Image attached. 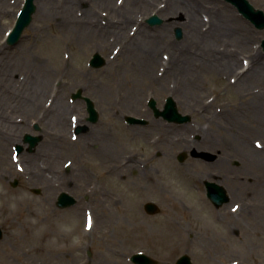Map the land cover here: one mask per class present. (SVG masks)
Instances as JSON below:
<instances>
[{
    "label": "rangeland",
    "instance_id": "rangeland-1",
    "mask_svg": "<svg viewBox=\"0 0 264 264\" xmlns=\"http://www.w3.org/2000/svg\"><path fill=\"white\" fill-rule=\"evenodd\" d=\"M3 1L0 0V44L5 46V51L0 53V60L8 58L11 61L12 58L15 64L18 56L33 54L54 72L49 87L39 86L42 90L39 91L35 83L34 88L31 87V79L26 76V71L20 69L15 76L18 79L15 87H27L34 93H41L40 102L45 103L48 99L51 109L57 106V103H52L54 99H63L67 103L65 117L68 128L62 138H59L58 131L56 137L47 136L51 142L57 141V137L61 139L60 145H50L46 159L41 154L45 151L39 145L41 151L36 154L40 156L39 162L35 158L32 165L36 168V162L39 163L41 172L46 174L54 190L75 195L77 204L58 208L56 192L47 197L34 193L29 202L32 206L26 210L18 202L20 200L14 198V192L4 186L8 183L10 171L16 177L25 175L17 170V163L11 156L4 162L0 161V216L6 225L4 237L0 240V254L6 250L17 251L24 244L19 236L32 231L38 235L42 248L31 249L24 256L25 264H134L130 257L140 251L160 260L161 264H175L184 253L190 254L195 264H216V259L226 261V264H264V160L259 165L258 156L252 149H260L255 141L261 145L264 143V111L261 121L255 118L258 101L264 92V50L261 43L264 29L255 27L226 0H181L167 10L161 9L166 0H156L153 6L127 5L121 8L122 11H112L105 6V0L104 4L98 3L100 0H38L31 25L25 29L18 44L9 45L5 41L6 31L14 26L25 0L23 3L22 0H7V9H4ZM123 2L118 0L116 5L121 6ZM250 2L257 9L264 10V0ZM189 3L194 4L193 11H190ZM44 4L49 10L39 21L37 13ZM69 7L74 9L73 19L76 21H96L97 18L103 25L111 21L115 33L109 34L107 41L100 44L79 33V37H72L73 33L67 31ZM219 11L233 19L229 23L232 30L226 28L228 22L224 23L227 24L224 29L219 30L223 36L215 49L217 66L211 68L212 65L204 63L206 57L202 54L205 49L203 43H199V36L190 37L209 34L210 19L221 23L215 16ZM187 13L194 21H199V28L188 23ZM153 14L159 15L163 22L149 24L147 19ZM177 25L184 29L181 39L175 35ZM143 28L149 31L155 50L163 57L160 69L153 68L155 73L150 83L129 76L133 70H138V65L133 66L126 59L129 51H121L125 45L122 35L129 39L136 35L138 43L147 39ZM60 34L67 42L59 40ZM249 35L251 42L246 39ZM189 40L194 42L190 48L186 46ZM165 41L179 45L172 49L176 55L170 65L167 61L172 55L165 48ZM95 52H100L107 59L101 68L90 65ZM227 64L228 68L237 66L244 69H239L241 73L239 70L228 71ZM195 68L199 72L194 75L192 70ZM139 70L145 75L142 68ZM241 75L246 78L237 85ZM80 88L95 100L100 122L91 125V131L75 136L73 123L76 119L85 121L87 117L85 102L72 99V94ZM170 95L175 97L183 113L192 116L191 122L174 124L154 117L148 100L155 98L163 107ZM109 103L114 105L108 106ZM113 110L117 116L112 115ZM217 111H223L229 119L221 144L228 148L236 141L241 155L233 156V151L227 149V177L223 184L231 199L221 207H216L206 195L204 182L198 176L194 179L188 172L190 167L197 166L198 161L190 158L181 163L177 159L180 151H189L203 139L207 145L211 127L217 125ZM128 114L149 117L150 125H130L124 120ZM30 119V124L39 122L34 116ZM159 120L160 125L154 129ZM105 124H110L121 142L119 150L112 151L114 163L107 178H104L95 154L104 145L94 136L87 137L92 132L100 136L101 129L109 130ZM169 126L173 127L168 133L165 127ZM34 133L38 131L35 129ZM198 134L202 139L195 142L194 135ZM155 136L160 140L153 144L150 139ZM34 153H26L27 158ZM235 159L241 162L240 167L233 165ZM209 170L212 169H202L205 172ZM86 188L95 193L104 188L118 202V211L110 228L113 239L102 244L97 240L95 243L91 239L85 240L79 225L64 226L65 216L76 207L86 214H98L95 198L84 192ZM44 198L54 200L49 203L50 200ZM148 201L159 204L161 211L155 215L147 213L144 205ZM51 209L52 215L48 216ZM96 218L98 220V215ZM97 227H100L99 223ZM205 229L211 231L204 234ZM184 230L193 233L188 244L179 238V232ZM83 231L90 233L85 228ZM74 238H79V245H73ZM217 244H220L219 249L214 250ZM63 252L66 258L61 262Z\"/></svg>",
    "mask_w": 264,
    "mask_h": 264
},
{
    "label": "bare ground",
    "instance_id": "bare-ground-1",
    "mask_svg": "<svg viewBox=\"0 0 264 264\" xmlns=\"http://www.w3.org/2000/svg\"><path fill=\"white\" fill-rule=\"evenodd\" d=\"M107 1V4L105 5L106 7H109L112 11H122L123 9H121L122 7H125L127 5H131V6H137L139 4H145V5H149V6H153L156 4V0H124V2L122 3L121 6H117L116 4L118 3V0H105ZM104 0H100V4H104L105 3ZM181 0H166L165 5H162L161 9L162 10H167V8L171 5H174L175 3H179ZM23 3V0L22 2ZM190 5V11L194 10V4L193 3H189ZM188 5V6H189ZM40 11L37 13V16H39V21H41V17L43 18V14H45V12H47L49 10V7L46 6L44 4V6H42L41 8H39ZM69 11V15L67 16L68 18V23H67V31L69 33H73L72 37H79V34H83L85 37H87V40L90 39H94L95 40V44H100L101 42H106L107 39L106 37H108L109 34H113L115 33V31L113 30L114 28V24L112 25V23H108L106 22L105 25L102 24V22H100L99 19L96 18V21H89V20H82V21H76L75 19H73V16L75 14H73V10L71 9V7L68 8ZM61 10V7H60ZM188 23L191 24L192 26H194L193 28H199V21H194L193 17L190 16L188 13ZM217 20L221 23L216 22L215 19H210L211 25H210V29L208 30V32H210L209 34H204V35H196L193 34L190 38L192 39V37L194 36H199V43H203L204 49H205V53L202 54V56L206 57L205 62L206 64H210L212 65L211 68L216 67V61L218 60V58H216L215 55V49L218 47V43L221 42V40L219 38H221L223 36V34H221L219 32V30L224 29L225 26L228 24V27H226L228 29V31H231L232 28L230 27L229 23L233 20L230 16L225 15L222 11H219L215 14ZM224 16L225 18L219 19V17ZM232 19V20H231ZM95 20V19H93ZM120 23H122L120 20L118 21ZM227 23L226 25H224V23ZM185 23V24H188ZM122 25V24H120ZM118 28L120 27L119 25L117 26ZM231 29V30H230ZM10 30L7 29V33ZM191 30V29H190ZM122 31H126L125 29L122 28ZM192 31V30H191ZM143 33H145L146 36V40H144L143 42H139L138 43V37L135 36H131L133 38L129 39L126 35H122L123 37H121V40H125V45L122 46L121 51L123 52H128L129 54L126 56V59H128L131 63V65H135L137 64V68L138 70H133V74H129V76H136L137 79H143L144 82H148L150 83L151 79L150 78H154L153 73H155V70L153 68L160 69V65L163 64V57L160 55L159 52H157L155 50V47L153 46L154 41L151 38V34L149 33V31L146 28H143L142 30ZM120 33V32H118ZM117 33V34H118ZM202 33H204L202 31ZM230 34H232L233 32H229ZM137 34V33H136ZM59 40H63L62 42H67V39H65L63 37V35L60 34V36L58 37ZM247 40H249V42H251L252 37L249 35V37L246 38ZM56 40V39H55ZM161 42V41H160ZM159 42V43H160ZM136 43V44H134ZM158 43V44H159ZM173 42H171L170 44H167V42H164V46L165 48H167L168 50H170L172 57H170L169 61H167V64L170 65L173 60L174 57L176 55V51H173L172 49H177L176 47H179V45H175ZM193 40H189L188 45H186L187 47H192L193 46ZM134 45V46H133ZM2 51H5V46L0 44V53ZM175 54V55H174ZM218 56V55H217ZM2 57V56H0ZM191 59H195L194 57L190 56ZM11 61L8 58H5L3 60H0V114H4L7 116V118H10V114L12 113V107L13 106V102L15 99V95L13 94L11 95V91L10 88H12L14 91L19 90L17 88H15L16 84H17V80L15 78L18 70L23 69L24 71H26V76L31 79V87L34 88V84L37 88V90L42 91L40 87H44L47 88L49 87V81L50 78L54 77L53 75V71H51V69L47 68V66L45 65L44 62L39 61L40 59L38 57H35L33 54H30L28 57H21L18 56L17 59H15L16 63L14 64V59L10 58ZM232 60V58H230ZM25 63V66H23ZM196 63V62H195ZM248 63V62H247ZM194 64V63H193ZM223 66V64H221ZM228 65V66H227ZM226 67H229V64H227ZM244 67V64H242ZM225 67V65H224ZM139 68H142L145 75H143L141 73V71L139 70ZM218 68V67H217ZM198 68H195L194 70H192V74H197L199 72V70H197ZM239 69H244V68H239ZM236 67H231L228 68V71H233L236 72L237 70H239ZM264 70V69H263ZM259 71L261 72V69H259ZM239 73H241V70H239ZM246 78V76L241 75L238 79H237V85H239L242 80H244ZM40 86V87H39ZM243 87V86H241ZM29 89V88H27ZM30 91V89H29ZM33 94H30L28 96L25 97V100L20 99L17 100L18 103H22L24 101H27V106L29 111L31 112V114H34L35 116L40 114L41 110H44L43 113H48L44 118L43 121L45 122L46 117H49L48 120L46 121L45 124V132L50 136V137H56V135L60 132L59 138H62V134L66 131V129L68 128L67 125V120L65 117V105L67 104L65 102V100L63 99H57L58 101H56L55 99L53 100L52 103H57V106L53 109L49 108L50 106L47 105H42L41 102H39V98L41 96V93L39 94L38 92L34 93V90H32ZM3 97H7V98H3ZM260 101H258V107L256 109V120L261 121L262 120V112L264 111V92L262 93V95L260 96ZM52 105V104H50ZM113 103H109L108 106H113ZM25 107V103L22 104V108ZM223 114H225L223 112ZM114 116H117L114 112L113 114ZM225 116L228 117V115L225 114ZM79 125L82 123V119L78 120ZM161 121L159 120L158 123L154 126L157 127L158 125H160ZM48 127V129H47ZM105 127H109L108 125L105 124ZM18 129L21 130L22 126L20 125H11L7 122H0V136L6 140V138L8 136H10L8 129ZM166 129H168V127H165ZM226 128V122L224 124V129ZM58 131V133H57ZM53 133V134H52ZM169 133V132H168ZM142 134V133H141ZM171 134L173 135V132H171ZM94 136V138L99 139L102 143H103V147L102 149L98 150L97 152H95L98 160H99V168L103 171V175L104 178H107L111 173H112V168H113V157L115 156L114 153L112 154V151H117L119 150V143L118 141L114 140L111 134L110 130H104L101 129L100 130V136H97V134L95 133H90L89 135H87V137H92ZM57 137V141L51 142L49 140V143L46 144H42L44 145V150L45 152H42L39 148V151L37 152V154L41 151V154L43 156H45V159L47 158L46 155L48 156V150L50 148V145H55V146H59L61 143V139H59ZM64 138V135H63ZM16 141L19 140V138H15ZM41 145V146H42ZM251 148V147H250ZM117 149V150H115ZM254 149L253 153L256 152L257 154V159H259V165H261L263 163L264 158H261V154L262 152H264V143L263 146L260 149L257 148H252ZM111 152V153H110ZM240 152L239 150L236 151V153ZM4 155H6L5 152H2ZM261 153V154H259ZM30 156H28L26 154H23L22 159L25 161L26 166H30L31 167V163L33 162V160L36 158L37 161L39 162V155L34 154V156L32 155L30 158ZM123 166V165H122ZM132 167V165H130ZM35 169H39L41 170V165H39V163L36 162V168ZM189 173H191L194 177V179L196 178V171H189ZM12 175V174H11ZM36 175H39V172H36ZM84 192H88L89 194L92 195V197H94L95 199V203H96V211L98 210V214H95L94 216L92 215H86V213H83L81 211L80 208H74L68 215L65 216L64 218V226L65 227H69V226H81L80 230L83 233V238L85 240H89V239H93V240H97L100 244L103 243V241H110L113 239L112 236V231H110V228L113 225V217L115 216L114 214L118 211V202L114 199L113 196H110L108 194V191L104 188L99 189L96 191V193L93 191H89L87 188L84 189ZM95 193V194H94ZM96 195V196H95ZM44 200L49 201L50 199L48 198H44ZM54 199H51L49 201V203H51ZM52 208V206H49ZM53 210H49V215H52ZM137 213V212H136ZM138 214V213H137ZM98 215V220L96 218V216ZM216 220L219 221V219L217 217H215ZM101 220V221H100ZM89 222H91V227L88 229L86 227L87 224H89ZM98 223L100 225V227L98 228ZM85 228V230H90L89 234L87 233V231H83V229ZM208 231H211L209 229H205L204 234H207ZM188 234H191L190 231L184 230L179 232V238L180 240L185 243L188 244L190 242V238H193V233L190 235V237H187ZM200 234V233H199ZM201 235V234H200ZM19 239L21 241L24 242V244H21V248H19L17 251H10V250H6L5 252L2 251L3 254H0V264H25L24 263V256H27V253L30 252V250L32 249L33 251H36L37 249H41V245H40V239L38 237V235L34 234L32 231H29L26 236L24 237H19ZM34 241V243H33ZM220 244H217L214 250H218L219 249ZM18 248V247H17ZM69 252V251H68ZM71 254H74V251L71 252ZM65 253H61V262L66 258L64 257ZM105 263V262H104ZM104 263H100V264H104ZM227 262L225 261H221L219 259H216V264H226Z\"/></svg>",
    "mask_w": 264,
    "mask_h": 264
},
{
    "label": "water",
    "instance_id": "water-1",
    "mask_svg": "<svg viewBox=\"0 0 264 264\" xmlns=\"http://www.w3.org/2000/svg\"><path fill=\"white\" fill-rule=\"evenodd\" d=\"M231 3H233L241 13L245 15L248 19H250L257 27L259 28H264V11L263 10H256L255 7L250 3L249 0H227ZM36 10V5H35V0H26L25 5L23 9L20 12L19 18L17 20L16 26L14 27L13 31L10 33L8 42L11 44H16L25 27H27L31 21H32V14ZM148 22L151 24H157L161 23L162 19L158 15H153L148 19ZM176 35L178 38H181L183 36V30L181 27L176 28ZM263 47H264V40H263ZM91 64L94 67H101L105 64V59L99 54L96 53L91 60ZM74 98H79L83 97L82 96V91L79 90L77 93L73 95ZM88 103V110L90 112V117L89 120L95 122L98 120V112L95 109L93 101L89 97H85ZM150 106H152L155 110V113L157 116H164L165 118L169 119L170 121H179V122H186L189 120L188 116L181 115L176 107V103L173 100L172 97H169L167 99V103L165 105L164 110H159L157 108V101L155 99H151L150 101ZM128 120L131 123H144L146 122L143 119H138L135 117H128ZM84 127H80L78 130H83ZM30 139L38 140L39 138L37 137H31L28 135ZM180 159L183 160L184 156L181 155ZM208 188V195L209 197L213 200V202L217 205L220 206L224 202L229 200V197L226 194V190L215 183H210L207 185ZM75 200L71 197L68 196L67 194H62L60 197V205L61 206H66L71 203H73ZM146 209L150 213H156L159 210V207L154 203V202H149L146 204ZM2 235L0 234V237ZM132 260L137 263V264H154L155 260L151 258L150 256H147L146 254L143 253H136L135 255L132 256ZM178 264H192L191 258L188 255H184L180 258L178 261Z\"/></svg>",
    "mask_w": 264,
    "mask_h": 264
},
{
    "label": "flooded vegetation",
    "instance_id": "flooded-vegetation-1",
    "mask_svg": "<svg viewBox=\"0 0 264 264\" xmlns=\"http://www.w3.org/2000/svg\"><path fill=\"white\" fill-rule=\"evenodd\" d=\"M6 2L7 1H4L2 2V4H6ZM0 90H1V87H0ZM10 91H11V95L16 94L14 102H13L14 107H12V113L10 114L11 117L7 118L6 115L0 114V122L1 123L7 122L11 125H20L22 126V129L19 131L16 128L10 129V130L8 129L10 136H8L6 140L0 136V152H7L11 150L12 148H15V143H13L12 140L17 135H20L21 137H23L25 133L35 128L34 124H30L31 116H34L39 119V122H38L39 133L42 136V140L44 139V136L46 137L48 136V134L45 132V124L49 117H46L45 122L43 121V118L48 113L47 114L43 113L44 110H41L40 114L35 116L34 114H31V112L29 111L27 103H26L27 101H24L22 103L17 102V100H20V99L25 100V97L27 95H26V91H24V88H22L20 92L14 91L12 88H10ZM3 98H7V97H3ZM23 103H25L24 108H22ZM41 104L44 105L42 101H41ZM217 117L219 119L217 120L218 124L214 127H211V131H210L213 137L210 140L212 143L209 146V149L211 150L212 155H209V154L206 155V154L201 153V157H199L200 155H195L193 157L194 159L200 158V159L205 160L207 162L206 170L212 169L211 171L210 170L207 171L206 174L210 176L211 178H213V180L215 179L217 181H221L226 177V167H225V157H224L225 147L220 146L218 144V138L216 135L221 136V131L224 130V126L223 124L220 123V121L223 122L226 116L223 113H218ZM232 148L235 149L236 146L234 145ZM34 184H39L40 186H43L44 178L42 176H32L28 178L10 179L9 186L12 187V190L9 188L8 190H10L11 192H14L13 195L17 201L24 200L29 196V193L34 191ZM46 187H47L46 189L47 192L51 191L49 186H46ZM21 203L23 204L24 202L21 201ZM2 219H3L2 216H0V220Z\"/></svg>",
    "mask_w": 264,
    "mask_h": 264
},
{
    "label": "clouds",
    "instance_id": "clouds-1",
    "mask_svg": "<svg viewBox=\"0 0 264 264\" xmlns=\"http://www.w3.org/2000/svg\"><path fill=\"white\" fill-rule=\"evenodd\" d=\"M72 243H73V245H79L80 244L79 238H74Z\"/></svg>",
    "mask_w": 264,
    "mask_h": 264
},
{
    "label": "snow or ice",
    "instance_id": "snow-or-ice-1",
    "mask_svg": "<svg viewBox=\"0 0 264 264\" xmlns=\"http://www.w3.org/2000/svg\"><path fill=\"white\" fill-rule=\"evenodd\" d=\"M89 227H91V222H89Z\"/></svg>",
    "mask_w": 264,
    "mask_h": 264
}]
</instances>
